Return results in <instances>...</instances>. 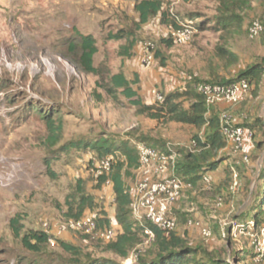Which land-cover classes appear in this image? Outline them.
Returning <instances> with one entry per match:
<instances>
[{"label":"rangeland","instance_id":"1","mask_svg":"<svg viewBox=\"0 0 264 264\" xmlns=\"http://www.w3.org/2000/svg\"><path fill=\"white\" fill-rule=\"evenodd\" d=\"M163 10L167 24L161 13L143 24L135 0H0V264H43L66 257L57 240L118 264L155 258L157 241L143 234L127 259L107 251L122 233L113 185H100L97 174L103 158L81 144L105 138L115 148L126 141L136 152L140 144H147L159 155L175 156L174 171L171 163L162 161L142 175L133 170L125 181L135 191L142 179L186 178L177 167L195 152L191 143L205 128L192 133L188 127L140 114L119 92L108 93L111 77L121 72L135 81L137 76L133 88L145 104H151L154 89L163 96L187 86L195 90L200 83H227L251 66L264 65V34L257 40L248 36L252 21L264 22V0H164ZM173 22L194 30L189 43L172 39ZM81 36L95 39L98 74L82 68ZM168 39L173 46L163 43ZM148 43L154 46L151 68L142 62ZM250 82L246 99L224 110L255 132L249 162L244 164L227 144L219 153L221 164L211 175V185L198 182L172 206L177 219L174 234L199 251L197 259L208 263L264 264L254 261L248 234L264 192V76L260 82ZM49 121L58 127L55 133ZM120 158L118 151L115 162ZM233 169L240 186L235 192ZM79 184L93 199V207L84 214L98 221L92 236L69 229L77 213ZM220 198L223 206L217 207ZM13 220L18 221L21 237ZM190 220L209 227L212 238L204 239L188 227ZM111 222L117 223V235L104 242L98 234ZM33 231L48 233L54 243L40 253L29 251L22 237Z\"/></svg>","mask_w":264,"mask_h":264},{"label":"trees","instance_id":"2","mask_svg":"<svg viewBox=\"0 0 264 264\" xmlns=\"http://www.w3.org/2000/svg\"><path fill=\"white\" fill-rule=\"evenodd\" d=\"M163 4L164 0H135V8L140 15L141 22L144 24L151 16L161 13L163 23L167 24ZM172 26L174 30H178L187 25L178 26L177 22H173ZM193 26L196 25L193 24ZM163 43L169 47L173 46L172 39L163 40ZM79 47L82 52L80 61L84 72L98 74V70L94 67V57L98 53L95 39L92 36H81ZM263 76L264 65L258 64L249 67L236 80L213 84H230L246 79L251 85L250 79L257 83L261 81ZM138 79L136 76V80L131 81L120 72L111 77L110 88L107 91L110 95L119 92L131 105L138 108L140 114L147 115L152 120L163 124H181L199 130L205 128L204 133L202 132L193 139L196 144L195 152L187 154L184 163L179 164L177 167V173L184 174L186 178L183 179L190 182L194 188L198 182L202 183L204 175L218 170L221 164L218 156L227 147L228 142L221 135L220 115L214 109L208 108L196 89L193 90L189 86L168 93L164 96V100L161 103L145 104L140 99L138 91L133 88V85L139 82ZM49 123L52 127L51 131L55 133L58 127H55L52 121H49ZM81 146L87 149L90 148L103 159L112 158L111 171L108 174L99 176V182L100 185L105 183L113 185L116 218L122 229V233L116 242L108 245L107 251L116 253L121 258L127 259L131 246L137 241L138 235L143 234L146 236L145 230L149 229L153 232L154 238L157 241L158 253L153 260L142 262L141 264H230L215 260H210L208 263L204 262L203 259H197L199 251L188 246L182 238L174 234L176 230L169 232L146 220L140 221L134 217L131 210L133 192L130 191L125 179L131 177L132 171L139 168V158L135 148L128 142L123 141L119 148H115L112 141L103 138L91 144H81ZM69 147L72 148L73 146ZM68 151H70V148H63V152ZM118 151L122 158L115 162L114 156ZM50 175L55 177V173L52 170H50ZM78 191L79 199L74 202L77 206V213L72 215L74 220L82 219L85 216L87 208L93 207V199L84 193L81 184L78 185ZM257 201L258 209L252 215L251 222L254 223L255 229L259 230L264 227V192L263 196L261 195ZM70 211L74 212V206H70ZM12 225L16 235L21 237L20 230L16 228L18 221L13 220ZM51 239V236L46 232L33 231L23 236L22 242L29 251L40 253L44 249V246L50 244ZM57 245L66 257H58L54 261L43 264H118L114 260L84 254L77 246L62 240H57Z\"/></svg>","mask_w":264,"mask_h":264},{"label":"built area","instance_id":"3","mask_svg":"<svg viewBox=\"0 0 264 264\" xmlns=\"http://www.w3.org/2000/svg\"><path fill=\"white\" fill-rule=\"evenodd\" d=\"M194 30L188 26H183L171 33L172 39L178 44H187L191 41ZM264 34V22L262 20H254L248 28V36L251 40H257ZM153 44L148 43L144 46L142 62L145 68H151L154 64ZM197 93L204 99L208 108L226 106L235 107L242 103L251 91V85L246 79L239 80L230 84H213L209 82L200 83L196 87ZM155 103H161L164 96L156 89L152 91ZM220 131L221 135L233 146L236 153L240 155V159L244 164L249 162L250 146L254 143L255 132L249 127L243 126L238 117L228 111L220 114ZM191 146L195 147V141ZM137 155L139 158V175L146 171L157 161L163 163H171L173 171L176 170V158L174 155H159L154 147L140 144L137 147ZM112 169V158L103 159L98 176L108 174ZM212 183L209 174L204 175L202 184L210 186ZM239 180L237 173L233 169V178L231 190L235 192L239 189ZM186 189H193L190 182L185 181L178 175H173L168 179L151 180L142 179L135 191H133V202L131 210L134 217L140 221L146 220L155 226L167 230L169 232L177 229V219L172 214V206L180 200ZM217 207L223 206V199H219L216 203ZM187 226L196 229L204 239H211L212 230L202 222L190 220ZM115 225L111 222L110 227L104 232L98 234V237L104 242H112L116 237ZM249 245L253 252V259L256 263L264 262V227L259 230L255 229L254 223H249ZM69 229L86 236H92L98 229V222L92 217L84 216L80 220H72ZM145 234L148 238H154L151 230L146 229ZM50 243H54L50 240ZM137 259V255H136Z\"/></svg>","mask_w":264,"mask_h":264},{"label":"crops","instance_id":"4","mask_svg":"<svg viewBox=\"0 0 264 264\" xmlns=\"http://www.w3.org/2000/svg\"><path fill=\"white\" fill-rule=\"evenodd\" d=\"M151 104H155V101L153 100V102H152ZM225 108H227V107H226V106H218V107H215L214 110H215V112H216L217 114H220L221 112H223V111L225 110ZM175 125L185 126V125H181V124H175ZM185 127L190 128V130H192V131H190V132H192V133H196V131H197V129L194 128V127H190V126H185ZM214 173H216V171H214V172H210L209 175H210V176H211V175H214ZM130 191L133 192L132 189H130ZM111 221H113V220H111ZM115 224H116V223H115ZM115 224H114V225H115ZM116 226H117V224H116Z\"/></svg>","mask_w":264,"mask_h":264}]
</instances>
